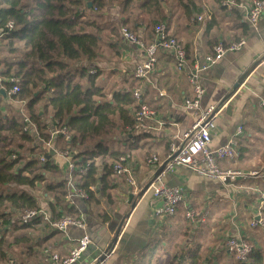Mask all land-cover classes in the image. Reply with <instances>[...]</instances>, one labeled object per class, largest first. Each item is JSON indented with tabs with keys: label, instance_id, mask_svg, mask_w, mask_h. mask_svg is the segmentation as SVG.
Masks as SVG:
<instances>
[{
	"label": "crops",
	"instance_id": "1",
	"mask_svg": "<svg viewBox=\"0 0 264 264\" xmlns=\"http://www.w3.org/2000/svg\"><path fill=\"white\" fill-rule=\"evenodd\" d=\"M238 1L240 3L243 0ZM217 5V12H212L204 4H196V7L190 9L182 5H174L171 9L164 6L165 19L161 23H164L168 33L181 43L188 65L201 62L205 55L212 54L213 47L218 43L228 47L238 40L245 42L237 50L227 51L223 59L201 73V84L205 93L200 100L199 109L221 103L224 106L212 136V150L231 139L238 127L244 130L238 137V156L233 161L220 162L222 168L233 167L247 172L264 169V162L258 163L259 158L256 161L264 146V116L258 114L264 109L260 106V102L264 101V14L256 26L252 27L247 22L243 9L227 11L219 3ZM118 10V4L112 5L103 15H112L110 21L120 20L122 18ZM196 11L199 13H195ZM200 15L203 17L202 21H192ZM106 21L108 19L105 17ZM129 26L144 43L153 40L145 31L146 25L136 29ZM105 55H101V59L94 62L75 64L73 68L84 66L89 74L91 70L97 69L95 84L102 88L106 98H110L113 92L138 88L142 101L155 112L162 126L150 123V129L140 132L144 136L138 140V147L128 154L129 167L135 177L137 189L130 190L131 187L123 182V178L116 177L119 183L115 181L110 198L102 199L99 207H92V216L80 214V218L88 226L91 244L75 264H99L100 260H103L102 264H182L187 261L188 253L193 248H198L200 254L203 251L208 253L203 257V264H223L221 257L226 260L230 258L220 243L222 239L229 237L226 227L232 226L230 233H241L239 223H236V204L233 206L236 196L239 195L235 193L237 185H251V189L264 190V177L246 180V183L237 181L226 188L216 180L198 176L190 169L178 166L164 178V182L169 186L183 187L184 201L178 205L174 216L156 217L154 210L162 203L152 197L147 187L167 161L168 147L173 142L171 136L179 134L181 128L186 129L193 122V111L182 108L183 100L192 97L193 93L185 73L176 71L174 60L167 53L157 54L155 68L141 81L133 77V70L143 60L142 49L127 43L121 37L116 54L111 52ZM81 83L86 85L84 79ZM127 131L128 134L119 130L113 142H110V147L117 149L131 144L137 132L130 128H127ZM32 133L36 138L38 134H35V131ZM27 144L28 149L34 147L33 143ZM51 144L53 147V141ZM51 155V161L59 168L61 178L65 179V161L53 157L54 153ZM151 155L158 157L159 166L146 164V159ZM130 195L133 197L128 203ZM245 199L243 212L248 213L249 206L253 212L256 211L257 201L252 202L253 197ZM247 200L251 201V204L247 203ZM73 201L68 202L72 204ZM188 208L206 213L205 221L195 225L186 220L184 213ZM104 215L109 218L107 222L102 221ZM239 218L243 219L244 214ZM220 221L225 224V230L215 226ZM185 223L191 224L193 228L186 230ZM248 227L250 228V225ZM81 235L80 230L72 227L66 232L46 230L41 239L39 237L38 241L27 246H31V251L27 250L23 261L16 264H49L47 256L43 254H48L47 252L57 253L61 258H65ZM216 242L221 247L214 249Z\"/></svg>",
	"mask_w": 264,
	"mask_h": 264
},
{
	"label": "trees",
	"instance_id": "2",
	"mask_svg": "<svg viewBox=\"0 0 264 264\" xmlns=\"http://www.w3.org/2000/svg\"><path fill=\"white\" fill-rule=\"evenodd\" d=\"M167 1L0 0V30L13 23L9 34L0 37V78L19 79V91L14 95L8 94L12 84L2 83L7 95L0 93V106L6 99L11 103L26 101L30 121L28 124L19 113L11 115L0 109V223H7L12 213L40 209L36 197L28 192L38 183H44L51 198L43 208L51 221L66 215L79 218L82 213L92 216V207H99L102 199L110 198L117 180L112 172L113 163L135 150L144 136L137 133L126 147L113 149L109 145L119 130L128 134L127 128L134 127L133 88L113 92L106 98L102 88L95 84L98 71L89 74L86 67L73 68V65L101 59L103 46L116 54L122 26L136 29L146 25L145 31L153 39L155 24L165 19L163 8ZM216 1L220 5V0ZM116 4L122 19L117 23L104 22L103 11ZM181 5L189 9L196 7L192 0ZM83 79L86 85L81 83ZM49 124L65 127L70 134L69 140L57 135L54 147L75 153L72 160L77 171L71 175L75 186L84 190L95 186L86 201L75 199L70 204L66 200L67 179L61 178L59 168L51 161L52 155L46 154L41 144L51 138ZM29 125L35 126L36 138ZM23 142L33 143L34 147L28 149ZM41 154L45 155L44 162L39 161ZM256 200L259 203V198ZM108 220L104 215L102 221ZM31 223L50 226L41 219ZM31 223H18L12 229L31 228ZM256 230L264 231V228ZM18 238L17 243L29 240L25 235ZM246 238L243 239L250 244L251 251L245 261L236 260L234 264H264V250L257 241ZM8 249L9 243L1 234L0 261L7 260ZM187 257L182 264H203L198 248H193Z\"/></svg>",
	"mask_w": 264,
	"mask_h": 264
},
{
	"label": "built area",
	"instance_id": "3",
	"mask_svg": "<svg viewBox=\"0 0 264 264\" xmlns=\"http://www.w3.org/2000/svg\"><path fill=\"white\" fill-rule=\"evenodd\" d=\"M220 6L227 11H233L238 8L243 9L246 20L252 27L256 26L258 20L264 14V0H243L240 3L238 0H221ZM194 20L202 21L203 17L200 15L192 19V21ZM12 29L13 23H7L4 29L0 30V37L8 35ZM120 34L122 39L127 43L133 44L143 50V60L133 70V77L136 80L141 81L147 78L156 66L157 54L163 52L172 56L176 71L185 73L187 82L193 93L192 97L185 98L182 104L184 110L193 111V122L183 131L182 135L175 134L171 136L173 142L168 147L169 153L166 164L159 173L154 175L147 187L152 197L162 203L161 206L154 210L156 217L174 216L178 205L184 201L185 195L183 187L169 186L164 182V178L178 166H184L198 176L216 180L226 188L231 187L237 181L264 177V169L262 168L247 172L233 167L222 168L219 165L222 161H233L238 156V137L241 134L242 128L238 127L237 132L231 139L217 149L212 150L210 148L212 136L215 133L216 123L224 106L221 103L220 105H210L202 110L199 109L200 100L205 93V89L201 84V73L223 59L227 51H234L243 46L245 44L243 40L232 43L228 47H224L222 43H218L213 47L212 54L205 55L201 62H194L188 65L184 48L175 37L168 33L164 23L155 24L154 38L150 43H144L136 34L130 32L124 26L121 27ZM94 73V70L90 71V74ZM4 82L12 84L8 94L14 95L19 91L18 78H0V90L3 91L2 83ZM132 96L136 104V109L133 113L135 124L132 130L137 133L146 131L151 128L150 123L152 122L162 126V123L157 120L155 112L142 101L141 92L138 88L133 89ZM15 104L18 105V112L24 121L30 124L29 118L26 115V101H17ZM260 106L264 108V101L260 102ZM29 126L30 130L32 132L35 131V134H37L35 126ZM49 126L48 131L51 138L49 141H43L42 145L47 152L46 154L49 152L54 153L53 157L65 161L67 168L65 178L67 179L68 188L66 200L69 202L75 199L86 201L89 198V193L95 191V186L91 185L86 190L75 186L71 179L72 173L77 171L72 160L75 153L68 148L62 151L56 150L51 144L52 139L57 135H61L65 140H69L70 134L65 127L55 128V125L52 124H49ZM26 129L27 127L24 130ZM174 141L178 142L175 143ZM11 157L14 158L13 155ZM39 161L44 162L45 155L41 154ZM146 164L149 166H159L160 162L156 155H151L146 159ZM112 172L116 177L123 178L125 183L133 190L137 189L135 177L129 167V155L120 156L113 163ZM259 191V205L250 223L252 228H264V191L260 189ZM206 215V213H199L192 208L186 209L184 213L185 219L195 225L203 223ZM17 217L21 224H29L33 220L41 219L43 222H47L53 230L58 232H66L71 227L82 232V235L76 241L75 247L67 257L61 258L57 253H48L46 256L49 264H75L91 244V239L88 235V226L80 217L74 218L66 215L51 221L47 212L43 209L23 210L18 212ZM223 249L228 254H233L237 261H245L251 251V246L246 240L232 236L225 239ZM102 263L103 260H100L99 264Z\"/></svg>",
	"mask_w": 264,
	"mask_h": 264
},
{
	"label": "rangeland",
	"instance_id": "4",
	"mask_svg": "<svg viewBox=\"0 0 264 264\" xmlns=\"http://www.w3.org/2000/svg\"><path fill=\"white\" fill-rule=\"evenodd\" d=\"M184 1L181 0V1L178 2V0H168L166 2V4H164V6L169 7L171 9V8H173L174 5L179 6V5H181V2H184ZM192 1L195 3V5L196 4L197 5H203V4L206 5V7L208 9H210L212 12L213 11L217 12L219 10L218 9L219 6L217 5V1L216 0H192ZM111 7H112V5L109 6V8H111ZM107 12H108V10H107ZM106 15L105 16L103 15L104 16L103 17L104 22H105V17L108 19V21H106L107 23H110V22L111 23H117L118 22V20L110 21L109 19H110V17L112 15L111 16H106ZM126 27L129 29L130 32H133V31L130 30V26L129 27L126 26ZM103 40L107 41L105 38H103ZM101 53H100L101 55H105L106 53L110 54L111 51H110L109 48H107V46H103ZM105 56H104V58H106ZM96 70L97 69H94L95 73L97 72ZM0 109H1V111L3 113H7L9 111V114H11V115H12V113H19L18 112V109H19L18 105L15 104V103L9 102L7 99L2 103V105L0 106ZM263 110H261L260 113H258V114L264 116ZM52 141L54 143V139H52ZM108 142H110V141L108 140ZM259 143L262 144V142H259ZM22 145L24 147H26V148L28 147L27 142H23ZM262 149H263V151L258 155L259 157H256V161H258L257 158H259V160H260L258 163H263L264 162V146H263ZM56 150H58V149H56ZM22 153H24V152H22ZM48 178H49V180H51L50 176ZM117 182L119 183L118 180H117ZM244 183H246V182L244 181ZM237 186L238 187L235 190L236 191L235 193H237L239 195L236 196L237 199L235 200L236 202L233 204V206H235V204H236L235 217L238 218V220L236 219V223H239V228L241 229V233H238V232L237 233H234V232L230 233L229 230L232 228L231 225H228L226 227V229H227L226 232L228 233L229 237L233 236V237L242 238V239L247 237L249 240L253 239V241H257L255 243L257 245H259L264 250V231L263 230H256L257 228H252L251 225L248 224L249 222L251 223L250 218H251L252 214L255 215L256 211L253 212L252 208L249 206V208H250L249 212L248 213L246 212V214L243 212V205H244V202L246 201L245 197H248V198H250V197L252 198L253 197L255 199H253L252 202L257 201L256 199L259 198L258 197L259 196L258 192H260V191H259V189H255V188L251 189V185L245 186L244 184H240V185H237ZM128 190L129 189L127 188V191ZM130 190H132V188H130ZM28 192L33 194L34 197H36L40 209L45 208L47 203L50 202L51 198L45 192L44 183H38L35 186V188L29 189ZM255 193H256L257 196H254ZM239 196H240V199H239ZM125 198H126V195H125L124 199ZM250 202L251 201L247 200V203H250ZM248 205L249 204H247V206ZM258 205L259 204H258V201H257V205H255L256 208H257ZM43 210H45V209H43ZM225 213L226 212H224V214ZM242 214H244V218L240 219L239 217ZM246 215H247V219H245ZM223 220H225V219H223ZM223 220H221V221H223ZM221 221L217 222V224H215V226H217V229H219V227H223V230H225V228H224L225 224H222ZM17 222L19 223L18 217H17V213H12L11 216H10V220L7 223H5V224H3L2 222L0 223V235L3 234L5 236V238L7 239L8 243H9V249L7 250L9 252L8 258H7L6 261H0V264H4V263H6V264H16V263H19V262L23 261L24 257L26 256L27 249H28L27 246L35 243V241H38L37 238L40 237V239H41V235H42L43 232H45L46 230H51L52 229L48 225L47 226H44V225L42 226V225H37L35 223H31V228H26V229L24 228V229H19V230L14 231V229H12L13 226L14 225H16V226L18 225L19 226V224ZM186 225H187L186 230L193 228L192 225L189 224V223H187ZM249 225H250L251 229L248 227ZM43 227H45V228H43ZM20 235H25L29 240L27 242H23V243H22L21 240H19V242L17 243L16 239ZM18 239H20V238H18ZM225 239L224 240L222 239V241L220 242V243H222L221 245H223ZM29 247H31V246H29ZM213 247H214V249H216L217 247L220 248L221 246L219 247V243L216 242V243H214ZM29 249H32V248H29ZM44 252H46V251H44ZM47 253H49V252H47ZM43 254L45 256L47 255L45 253H43ZM201 254H202V257H204L205 254L208 255V253H205V251L201 252ZM213 255H215V254H213ZM228 255H229L230 258L227 259V260H226V258L221 257V260H220L221 263H223V264H234L236 262L235 256L233 254H228ZM165 264H167V263L165 262Z\"/></svg>",
	"mask_w": 264,
	"mask_h": 264
},
{
	"label": "water",
	"instance_id": "5",
	"mask_svg": "<svg viewBox=\"0 0 264 264\" xmlns=\"http://www.w3.org/2000/svg\"><path fill=\"white\" fill-rule=\"evenodd\" d=\"M89 6H90V4H89ZM0 93H1L3 96H6V93H5L3 90H0ZM184 130H185V128H181L179 134L182 135V133H183ZM165 164H166V162L160 167V169L158 170L157 173H159V172L163 169V167L165 166ZM132 197H133L132 195L129 196V201H128V203L131 202Z\"/></svg>",
	"mask_w": 264,
	"mask_h": 264
}]
</instances>
